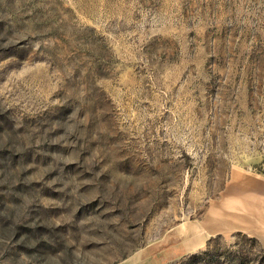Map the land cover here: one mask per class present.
<instances>
[{
    "label": "rangeland",
    "instance_id": "1",
    "mask_svg": "<svg viewBox=\"0 0 264 264\" xmlns=\"http://www.w3.org/2000/svg\"><path fill=\"white\" fill-rule=\"evenodd\" d=\"M0 264H264V0H0Z\"/></svg>",
    "mask_w": 264,
    "mask_h": 264
}]
</instances>
